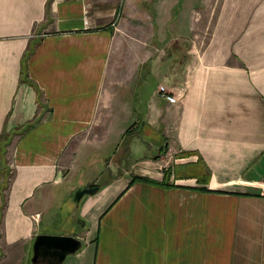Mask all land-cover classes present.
I'll return each mask as SVG.
<instances>
[{"label":"crops","instance_id":"obj_1","mask_svg":"<svg viewBox=\"0 0 264 264\" xmlns=\"http://www.w3.org/2000/svg\"><path fill=\"white\" fill-rule=\"evenodd\" d=\"M200 2L0 0L1 263L45 233L80 241L57 264H264V0Z\"/></svg>","mask_w":264,"mask_h":264},{"label":"rangeland","instance_id":"obj_2","mask_svg":"<svg viewBox=\"0 0 264 264\" xmlns=\"http://www.w3.org/2000/svg\"><path fill=\"white\" fill-rule=\"evenodd\" d=\"M196 0H181L183 3V7L181 8L182 11V17H183V28L187 27L188 22L194 17V16H201L205 14L206 8L202 7V0L199 2H195ZM195 2V5H194ZM195 6V8H194ZM149 16L146 15V13L143 11V8L140 7H133L129 9V14L127 19L125 20L126 23H124L121 27V32L123 36H125L128 41H130V47L131 43L134 42L135 48L142 47V38L147 34V27L149 26L148 22ZM194 19V18H193ZM167 26V34H171L172 36L175 35L173 30H170V23L166 24ZM179 32H181V35L186 38L189 37L191 34H194V30H184L181 29ZM177 35V34H176ZM125 42L124 44H126ZM151 47L155 48L158 47L154 41H151ZM148 89L153 88L155 84V79L150 78L147 79L145 82ZM113 161L121 160V158L118 155H114L112 157ZM127 161L124 162L123 166H126ZM70 200L63 202L61 205V214L57 216V218L54 219L53 223L47 224L45 222H42L40 224V230L47 231V232H64V231H70V227L68 225V218H67V210L70 208ZM74 224L77 225V221L74 219ZM28 259V258H27ZM31 255L29 256V259L27 260L28 264L30 262ZM0 264H16L14 262L12 263H1Z\"/></svg>","mask_w":264,"mask_h":264},{"label":"water","instance_id":"obj_3","mask_svg":"<svg viewBox=\"0 0 264 264\" xmlns=\"http://www.w3.org/2000/svg\"><path fill=\"white\" fill-rule=\"evenodd\" d=\"M97 187V185H88L78 188L74 191L73 197L78 200L83 193H93ZM79 246V239L72 235L38 233L32 242V253L35 257L40 251L49 249L53 253H58V260H60L65 254L74 252Z\"/></svg>","mask_w":264,"mask_h":264},{"label":"built area","instance_id":"obj_4","mask_svg":"<svg viewBox=\"0 0 264 264\" xmlns=\"http://www.w3.org/2000/svg\"><path fill=\"white\" fill-rule=\"evenodd\" d=\"M156 91L159 96L163 97L169 102H175L178 99V95L172 93L163 84H158L156 87Z\"/></svg>","mask_w":264,"mask_h":264},{"label":"flooded vegetation","instance_id":"obj_5","mask_svg":"<svg viewBox=\"0 0 264 264\" xmlns=\"http://www.w3.org/2000/svg\"><path fill=\"white\" fill-rule=\"evenodd\" d=\"M37 256L46 260V262H48V263L57 264L59 254L53 253L49 249L48 250L45 249V250L40 251Z\"/></svg>","mask_w":264,"mask_h":264},{"label":"trees","instance_id":"obj_6","mask_svg":"<svg viewBox=\"0 0 264 264\" xmlns=\"http://www.w3.org/2000/svg\"><path fill=\"white\" fill-rule=\"evenodd\" d=\"M138 178H142L143 179V177H138Z\"/></svg>","mask_w":264,"mask_h":264}]
</instances>
